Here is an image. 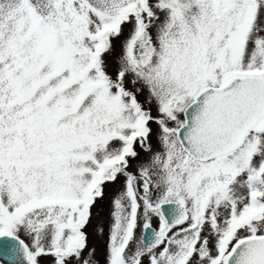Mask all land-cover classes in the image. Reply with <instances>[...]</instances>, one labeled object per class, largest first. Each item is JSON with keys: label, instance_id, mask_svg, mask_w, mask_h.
<instances>
[{"label": "snow or ice", "instance_id": "6c2138e0", "mask_svg": "<svg viewBox=\"0 0 264 264\" xmlns=\"http://www.w3.org/2000/svg\"><path fill=\"white\" fill-rule=\"evenodd\" d=\"M0 264H264V0H0Z\"/></svg>", "mask_w": 264, "mask_h": 264}, {"label": "rangeland", "instance_id": "374dc122", "mask_svg": "<svg viewBox=\"0 0 264 264\" xmlns=\"http://www.w3.org/2000/svg\"><path fill=\"white\" fill-rule=\"evenodd\" d=\"M141 99H143V96L141 97ZM91 231H92V229H91V227H90V228H89V232H91ZM97 243H99V242L96 240L95 237H91V238H90V245H92V244H97ZM100 258L103 259V249H102V247H101V249H100Z\"/></svg>", "mask_w": 264, "mask_h": 264}, {"label": "flooded vegetation", "instance_id": "af4514ba", "mask_svg": "<svg viewBox=\"0 0 264 264\" xmlns=\"http://www.w3.org/2000/svg\"><path fill=\"white\" fill-rule=\"evenodd\" d=\"M143 155V154H142Z\"/></svg>", "mask_w": 264, "mask_h": 264}]
</instances>
